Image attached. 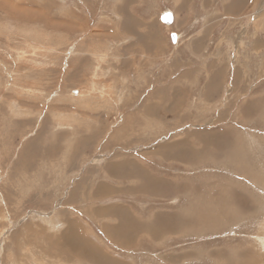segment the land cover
<instances>
[{"label":"rangeland","instance_id":"374dc122","mask_svg":"<svg viewBox=\"0 0 264 264\" xmlns=\"http://www.w3.org/2000/svg\"><path fill=\"white\" fill-rule=\"evenodd\" d=\"M109 209L198 220L122 241ZM66 245L264 264V0H0V264H89Z\"/></svg>","mask_w":264,"mask_h":264},{"label":"bare ground","instance_id":"6f19581e","mask_svg":"<svg viewBox=\"0 0 264 264\" xmlns=\"http://www.w3.org/2000/svg\"><path fill=\"white\" fill-rule=\"evenodd\" d=\"M169 16L170 15H169L168 12L164 13V17H168L169 18ZM183 157H185V152L180 151L179 154H176L174 156V159L181 160ZM125 163H127V162H125ZM132 166L133 165L130 164V163L125 165L126 172H124V173L127 176L124 177V179L130 180L131 178H137L139 180V182L142 183V186L139 189L137 188L138 186H131V187H129V189L135 190L137 188V190H140V191L145 189V191L146 190L148 191L147 194L154 195V196H161V197L166 194V189L170 187V183H168V182L164 183V182L158 181L159 179L158 180H155L153 178L150 179L149 175H147L146 173L142 172L141 170H138L135 166H133V167ZM160 180H162V179H160ZM162 183H164L165 185H163ZM144 193L145 192H141L140 194H144ZM199 195L202 196V195H207V194L206 193H202V194H199ZM212 200L216 201L215 197ZM214 207H216L217 210L220 211V213L218 215H221V216L225 215L226 207L223 209V211H221V208H222V204L221 203L217 204V205H214ZM239 207L243 208V209L245 208V206H239ZM210 209H205L204 210L205 215L202 216L201 219H200V222L202 224L203 223L212 222L213 221V215L217 214L215 212L210 217V214H211L210 213ZM106 211L107 210H105V214H106ZM191 214L192 213H189V212H185V213H182V214H179V213H176V212L175 213H171V212H164L163 213V212H160V213L157 214V216L155 218H153L154 223L152 222V224H151L150 222H143V221H142V223H138V221L135 222L134 219H132V217L130 216V213L127 210H121L120 209L119 211H117L116 209H114V210L113 209L112 210L109 209L108 210V215H110V218L113 217V219L118 220V223H117V225L108 224L109 226L108 225H106V226H108V228H109V232H110L111 237L115 238L117 240L132 241L134 239L133 237H135L136 235H140L141 233H143L145 235H149V237L152 238V240L153 239H161L162 237H166L169 234L171 235V234H176V233H180V232L185 234V233L189 232L193 228L192 226L195 225L196 224L195 222L198 220V218L196 217L195 214H193V215H191ZM237 215L238 214L234 212L233 217H235ZM103 216L105 217V215H103ZM174 219H176L177 221L174 222V223L171 222ZM71 230H72L73 233H75V234L77 233V236L80 238L81 243L82 244L85 243L83 245H85L87 247L88 246L92 247V245H90L91 243L82 240V238H81L82 235L78 234V230H75V229H71ZM66 248H67V250H70V251L73 250L74 252H77V253H75V254H77V258L83 259V260L87 261L89 264H123V263L118 262V259H117V261L114 260V259H110V258L105 256V253L103 255L102 253H100L99 251H97L95 249H93L92 252H87V251L84 252L83 251L84 250L83 246L77 248L76 245H69L68 247L66 245Z\"/></svg>","mask_w":264,"mask_h":264},{"label":"crops","instance_id":"0c3cea01","mask_svg":"<svg viewBox=\"0 0 264 264\" xmlns=\"http://www.w3.org/2000/svg\"><path fill=\"white\" fill-rule=\"evenodd\" d=\"M67 234V233H66ZM68 247V246H67Z\"/></svg>","mask_w":264,"mask_h":264}]
</instances>
